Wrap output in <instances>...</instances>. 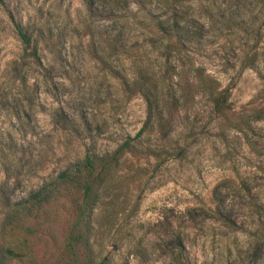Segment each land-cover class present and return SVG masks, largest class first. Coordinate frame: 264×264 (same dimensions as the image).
<instances>
[{
    "label": "rangeland",
    "instance_id": "1",
    "mask_svg": "<svg viewBox=\"0 0 264 264\" xmlns=\"http://www.w3.org/2000/svg\"><path fill=\"white\" fill-rule=\"evenodd\" d=\"M164 1L0 0V221L2 203L25 197L86 149L110 152L134 136L145 103L123 91L115 69L130 76L134 62L147 63L162 92H174L172 58L150 42L151 20L168 16ZM173 7L202 26L187 53L227 89V106L213 111L194 85L185 98L164 100L166 135L154 128L131 141L135 150L122 154L112 174L113 193L91 212L93 261L264 264V148L251 151L237 129L264 102L256 95L264 0H173ZM12 20L37 43L38 60L20 69V79L14 61L22 43ZM252 125L264 132V119ZM224 180L218 204L212 190ZM79 196L69 189L44 205L26 222L27 234L0 229V246L26 240L7 264H69L66 239Z\"/></svg>",
    "mask_w": 264,
    "mask_h": 264
},
{
    "label": "trees",
    "instance_id": "2",
    "mask_svg": "<svg viewBox=\"0 0 264 264\" xmlns=\"http://www.w3.org/2000/svg\"><path fill=\"white\" fill-rule=\"evenodd\" d=\"M168 10L166 19H152V29L150 34L151 44L159 47L167 56H171L176 70L178 83L176 89L170 95L162 92L161 77L152 65L144 62H134L132 64L131 75H126L115 69L114 73L120 80L123 91L128 95L138 94L145 103V118L134 136L126 137L110 152H96L86 149L82 157L68 163L53 177L44 180L37 188L30 191L25 197L14 202L2 203L3 212L0 221V229H19L27 234L32 228L26 224L35 217L36 213L44 205L56 197L64 194L69 189H74L80 193L76 203V215L71 223L67 239L66 248L70 253L69 264H102L101 260L94 263L90 238V215L94 207L100 202L104 195L112 194L114 184L112 174L119 166V159L128 150H135L131 142L143 132L157 129L164 136L167 133L169 122L165 120L163 103L164 100L183 99L188 94V89L192 85L205 96L211 103L213 111L222 114L227 106L228 91L220 87L216 79L207 74L204 68L196 65L193 58L187 53L190 45L200 42L202 37V26L197 22L188 23L181 16L180 12L173 7V0L164 1ZM13 28L22 43V52L18 60L14 61L16 78L20 79V69L30 62H37L38 52L36 40L31 33L19 22L12 20ZM88 32L93 37L95 30L88 27ZM40 34L41 28L38 26ZM94 50L98 51L97 48ZM96 57L105 62L101 53L96 52ZM248 60V59H247ZM252 61L245 63L252 66ZM262 85L257 91V96L264 99V77ZM181 81L183 85L181 86ZM264 119V102L251 113L244 114L239 118L237 127L241 131L244 141L251 151L261 154L264 148V132L258 130L252 122ZM147 152L158 155L155 149H146ZM227 181H220L213 187L212 193L219 204V187ZM218 214V209L214 210ZM16 245L0 246V264H7L12 258L21 256L26 247V240L23 237L16 241ZM14 247L20 248V250ZM83 252V258L79 259Z\"/></svg>",
    "mask_w": 264,
    "mask_h": 264
}]
</instances>
